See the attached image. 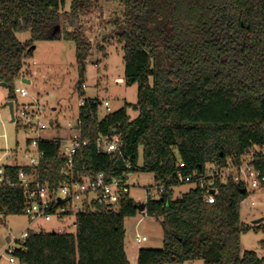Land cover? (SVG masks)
Segmentation results:
<instances>
[{
  "label": "trees",
  "instance_id": "obj_1",
  "mask_svg": "<svg viewBox=\"0 0 264 264\" xmlns=\"http://www.w3.org/2000/svg\"><path fill=\"white\" fill-rule=\"evenodd\" d=\"M99 0H0V82L9 100L14 82L40 40H73L80 76L85 72L87 43L83 16ZM123 8L124 78L136 83V103L101 116L103 101L84 98L78 121L92 143L75 156L74 179L102 172L107 181L132 172H152L159 197L147 196L145 212L160 220L161 248H140L137 264H171L203 260L204 264H264L256 251L242 250V234L264 230V223L242 222L240 207L248 195L232 179L219 185L214 203L193 187L173 198L184 174L208 163L235 162L254 145L264 147V0H109ZM29 31L21 42L17 31ZM100 50L104 47L99 46ZM86 49V50H85ZM80 79L79 90L85 94ZM129 108L138 111L132 118ZM109 134L122 138L120 150L98 153L95 140ZM60 137L42 138L38 166L3 165L12 185H0V214H23L26 188L19 174L48 181L63 180ZM142 162L140 163V150ZM257 164L264 169V160ZM137 201L127 195L116 210L99 202L69 210L74 232L28 229L17 240L19 264H131L125 249V218L136 215ZM264 245V241L262 242Z\"/></svg>",
  "mask_w": 264,
  "mask_h": 264
},
{
  "label": "rangeland",
  "instance_id": "obj_2",
  "mask_svg": "<svg viewBox=\"0 0 264 264\" xmlns=\"http://www.w3.org/2000/svg\"><path fill=\"white\" fill-rule=\"evenodd\" d=\"M71 0H67L69 8ZM123 8L120 4L99 0L92 12L83 16L85 41L87 43L84 58L85 72L81 77L79 60L77 58L76 44L73 40H40L34 45L32 55L25 60L23 72L14 82L15 87H25L28 95L22 97L16 93L18 102L14 103L15 116L18 108L24 102L38 100L45 108V123L48 125L43 136L66 137L69 124H76L79 117L80 106L84 98L99 97L102 101L109 100L111 110L101 107V116L123 107L126 103H136L138 86L136 83L127 84L124 78V51L123 44L118 41L116 32L122 28ZM17 38L21 42L30 39L29 31H17ZM104 50H100L99 46ZM29 78L31 83L23 82V77ZM86 84L83 88L85 94L79 90V81ZM9 88L0 85V165H28L29 157L36 149L28 143L30 136L22 123L13 120L9 100ZM132 118L138 111L129 108ZM53 121L55 125H51ZM142 162V149L140 150V163ZM131 186L129 196L137 202L147 199L146 188L155 191V176L152 172H132L128 176ZM193 184H180L173 188V198H182ZM157 193V192H155ZM93 195L89 194L88 198ZM81 205V203H78ZM241 220L253 224L255 220L264 218V186L250 191L242 201L240 207ZM75 216L71 215L60 221L54 219L50 222L38 221L30 223L26 214H0V254L7 247V237H10L17 246V240L24 238L29 227L44 228L47 231L57 230L63 226L68 231L76 230ZM261 223H264L262 221ZM146 236L147 240L137 241L136 236ZM163 229L160 220L139 211L134 216L125 218V245L131 264H137L140 248H161L163 246ZM264 230H250L241 236L242 250L256 251L264 257ZM171 264H204L203 260L185 261Z\"/></svg>",
  "mask_w": 264,
  "mask_h": 264
},
{
  "label": "built area",
  "instance_id": "obj_3",
  "mask_svg": "<svg viewBox=\"0 0 264 264\" xmlns=\"http://www.w3.org/2000/svg\"><path fill=\"white\" fill-rule=\"evenodd\" d=\"M85 88L86 84L83 83ZM15 92L22 97L27 96L28 90L25 87H16ZM18 102V98L13 100ZM103 106L107 111L111 110L109 100L103 101ZM15 113V111H14ZM45 108L38 100L24 102L18 108V115L14 119L22 123L29 132V144L35 147V153L29 157L28 166H38L44 156V152L39 147V141L47 130L48 125L45 123ZM70 129L66 137L61 138L60 155L64 158L62 175L63 180L59 184L50 188L48 181L42 182L36 176L31 178L21 171L19 174L20 185L26 188L27 205L24 214L27 215L30 223L38 221L50 222L54 219L60 220L69 210L78 211L92 205L93 202H99L106 209L116 210L121 199L129 195L131 186L128 182L129 174L115 176L112 180L107 181L102 172L81 179H74L73 166L76 154L84 147L90 145L92 141L85 138L80 132V122L69 124ZM122 138L111 136L109 134L100 135L95 140L98 153L112 154L120 150ZM264 160V147L254 145L242 155L237 162L230 157L226 164L208 163L200 172L184 174L181 168L185 167L183 162L179 163L178 177L182 183L193 184L194 187H200L206 192L205 201L214 203L219 193V185L232 179L235 183L241 185L249 193L264 186V169L257 162ZM13 179L10 174H6L3 165H0V185H12ZM155 191L152 188H146L147 196L159 197L163 190V185H155ZM157 192V193H155ZM92 194V198H88ZM81 203L79 205L78 203ZM28 229H33L29 227ZM24 233V238L27 236ZM44 228L36 229L40 232ZM58 231H65V227L60 226ZM22 238V239H24ZM19 240V239H18ZM137 241L147 240L146 236H136ZM17 242V241H16ZM15 242L10 240L3 253L0 254V264H19L15 256Z\"/></svg>",
  "mask_w": 264,
  "mask_h": 264
},
{
  "label": "water",
  "instance_id": "obj_4",
  "mask_svg": "<svg viewBox=\"0 0 264 264\" xmlns=\"http://www.w3.org/2000/svg\"><path fill=\"white\" fill-rule=\"evenodd\" d=\"M32 48L34 49L35 45H32ZM23 82L30 83V80L29 79H23ZM0 85L6 86V87L8 86L7 83L4 82V81H1ZM7 105H9L13 120H15L14 119V102L13 101H8ZM245 191H246V189L244 188L243 192H245ZM136 207L138 208L139 211H145L146 203L145 202H137ZM262 221H264V218L255 220L253 222V224H258V223H261ZM9 240H10V237H7V241H9Z\"/></svg>",
  "mask_w": 264,
  "mask_h": 264
},
{
  "label": "crops",
  "instance_id": "obj_5",
  "mask_svg": "<svg viewBox=\"0 0 264 264\" xmlns=\"http://www.w3.org/2000/svg\"><path fill=\"white\" fill-rule=\"evenodd\" d=\"M23 79H29V78H26V76L25 77H23ZM30 80V79H29ZM30 83H31V80H30ZM15 114V113H14ZM50 124L51 125H55L54 124V122L53 121H51L50 122ZM28 143H29V138H28ZM10 165H15V164H10ZM17 165H19V164H17ZM20 166H26V165H20ZM28 166V165H27ZM125 249H126V245H125ZM127 252V251H126ZM139 252V251H138ZM128 256V255H127ZM128 259H129V257H128ZM138 259V258H137ZM130 261V260H129Z\"/></svg>",
  "mask_w": 264,
  "mask_h": 264
}]
</instances>
